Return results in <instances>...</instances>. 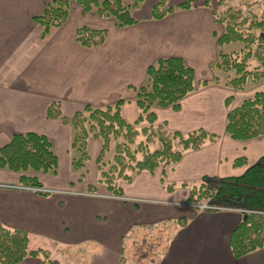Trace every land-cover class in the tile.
<instances>
[{
    "label": "crops",
    "instance_id": "1",
    "mask_svg": "<svg viewBox=\"0 0 264 264\" xmlns=\"http://www.w3.org/2000/svg\"><path fill=\"white\" fill-rule=\"evenodd\" d=\"M48 1L0 0V149L15 134L34 133L48 139L58 160L55 175L24 173L52 190L49 195L0 187V224L25 232L30 250L61 254L51 256L52 264H64L62 254L72 249L82 257L72 264H134L135 257L137 264H264V248L239 259L231 254L229 238L243 218L240 210L201 211L187 202L190 188L201 178L239 177L264 156V136L242 142L225 133V100L232 97L231 107H237L256 91L264 92V81L252 92L232 91L216 81L220 76L212 67L218 61L220 25L204 3L210 0L201 4L190 0V9L161 20L151 17L158 0H143L132 9L137 23L123 28L111 18L84 13L71 2L66 22L43 38L33 18L42 14ZM120 1L127 6L134 2ZM80 27L106 30L104 43L81 46L75 36ZM166 58H179L193 70L195 90L178 110L153 108L156 125L183 135L202 129L216 135V141L184 152L166 169L163 184L161 169L154 175L143 172L130 183H120L122 197H114L98 183L96 159L102 141L90 137L85 177L79 182L71 166L73 130L60 119H48V107L58 103L62 115L72 118L85 106L103 109L119 104L120 117L133 125L139 116L137 90L146 81L147 69ZM240 158L246 165L235 166ZM21 175L0 169V185L22 186ZM180 219L185 220L181 226ZM162 222L175 228L157 259L138 254L134 240L126 259L124 242L131 233ZM19 264L38 260L28 257Z\"/></svg>",
    "mask_w": 264,
    "mask_h": 264
},
{
    "label": "trees",
    "instance_id": "2",
    "mask_svg": "<svg viewBox=\"0 0 264 264\" xmlns=\"http://www.w3.org/2000/svg\"><path fill=\"white\" fill-rule=\"evenodd\" d=\"M142 1L134 0L132 6H127L120 0H49L42 14L33 20L41 28L44 38L52 29L66 22L70 3L73 2L84 13L111 18L117 27L123 28L137 23L132 9H137ZM222 3V0H218V5ZM191 7L190 0L175 7L168 6V0H158L151 10V17L161 20L174 11ZM206 7L209 8L208 5ZM211 13L215 22L224 27L223 33L217 38L218 61L212 67L217 73H222V78L218 77L216 81H222L225 87L236 92L243 91L249 83L263 82L264 15L257 19L254 16L247 18L236 10L221 14L211 10ZM106 35V30L80 27L75 36L81 46L96 48L104 43ZM231 44H242L243 47L237 53L222 51L224 46ZM194 90L193 70L179 58H166L147 69L146 81L137 90L139 116L133 125L126 124L120 117L119 104L103 109L85 106L72 118H65L60 105L54 103L48 107L47 118L60 119L71 126V166L78 173L79 182L85 177L88 139L93 137L102 141L96 159L98 183L103 184L110 195L122 197L120 183H130L135 175L143 172L154 175L161 169L163 184L166 169L177 164L184 152L199 150L206 143L216 141V135L202 129L183 135L179 132L168 133L164 125H156L153 108L178 110L180 102ZM232 99L229 97L224 102L228 109L226 135L242 142L264 136V92L256 91L234 108L231 107ZM139 136L142 138L136 142ZM118 138H122V141L114 145V152L108 158L112 140L116 142ZM155 140L160 144V149L150 151L148 145ZM174 143L180 146L179 150H174ZM57 165L58 160L51 144L43 135L15 134L0 149V169L23 174L20 177L22 186H40L35 177L24 173L30 171L55 175ZM234 165L243 166L246 161L240 158L235 160ZM171 188L167 187L168 190ZM88 191L94 193L95 188L89 186ZM187 202L193 205L209 203L219 209H237L242 212L243 218L229 238L234 258L239 259L264 248V156L239 177L201 178L190 188ZM184 223L185 220H178V225ZM28 257L37 259L38 264H52L49 251L29 249V238L25 232L12 231L0 224V264H19Z\"/></svg>",
    "mask_w": 264,
    "mask_h": 264
},
{
    "label": "rangeland",
    "instance_id": "3",
    "mask_svg": "<svg viewBox=\"0 0 264 264\" xmlns=\"http://www.w3.org/2000/svg\"><path fill=\"white\" fill-rule=\"evenodd\" d=\"M222 5H218V0H210L208 2H204L205 5H208L210 10L215 11L216 14L225 13L227 10H236L240 11L243 15H246L247 18H252L253 16L257 19L261 18L264 15V0H222ZM134 3V2H133ZM197 3L201 4L203 3L202 0L198 1ZM141 5V4H140ZM139 5V6H140ZM168 6L169 0H168ZM175 7V6H174ZM224 31V27L220 25L218 27V36H220ZM243 47L242 44H231L228 46H224L222 49L223 52L231 53V52H239L241 48ZM256 64V61L254 62ZM222 73H218V76L222 78ZM258 86V83H249L246 86V89L248 91H253ZM142 136H139L138 139H136V142H138ZM144 139V137H143ZM122 141V138H118V140L115 142L112 140L111 143V150L110 154L107 155L110 158L113 154V147L115 144ZM134 146V145H133ZM148 148L150 151L160 149V144L157 140H155L153 143H150L148 145ZM180 149V146L177 145V143H174V150L177 151ZM138 158H140V155H138ZM160 170V169H158ZM157 170V171H158ZM210 205L209 203H200V204H194L195 207L202 206V205ZM193 206V204L191 205ZM175 226L171 222H162L153 226H148L146 229H142L141 231L135 230L131 233L130 239L127 241V239L124 242V246L126 247L125 252V258L128 259L129 255H132V250L129 251V254L127 255L128 247L130 246L132 240L135 241L134 249L138 254H146L148 257H150V260L155 261L157 257L162 252L164 245L167 241V235L174 230ZM139 251V252H138ZM58 255V254H57ZM55 255L54 253L51 255L53 258L61 257L60 255ZM134 255V254H133ZM55 256V257H54ZM62 258L60 259V262L68 264L74 263V261H77L81 259L82 257L79 255V252L75 249H72L70 251H67L62 254ZM138 257H135L134 264H137V262H140ZM137 259V260H136ZM149 259V258H148ZM66 260V261H65ZM145 264V263H144Z\"/></svg>",
    "mask_w": 264,
    "mask_h": 264
},
{
    "label": "built area",
    "instance_id": "4",
    "mask_svg": "<svg viewBox=\"0 0 264 264\" xmlns=\"http://www.w3.org/2000/svg\"><path fill=\"white\" fill-rule=\"evenodd\" d=\"M0 187H5V188H11V189H18V190H28L31 191L35 194H39V195H49L51 193H53L52 190H49L47 188H43V187H28V186H20V185H16V186H3L0 185ZM197 209L201 210V211H211V210H218L219 208H216L214 206L211 205H202V206H197Z\"/></svg>",
    "mask_w": 264,
    "mask_h": 264
}]
</instances>
